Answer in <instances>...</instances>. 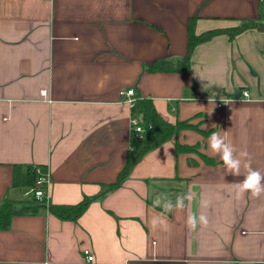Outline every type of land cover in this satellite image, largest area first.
<instances>
[{
  "label": "crops",
  "instance_id": "0c3cea01",
  "mask_svg": "<svg viewBox=\"0 0 264 264\" xmlns=\"http://www.w3.org/2000/svg\"><path fill=\"white\" fill-rule=\"evenodd\" d=\"M260 4L0 0V202L24 200L27 167L48 174L47 204L94 198L75 221L45 209L13 216L0 230V264H264V195L235 197L244 162L264 171V30L197 45L186 73L144 69L186 54L190 18L198 35L257 21ZM126 89L151 99L164 120L194 128L147 152L99 196L129 148ZM212 132L227 135L237 156L248 153L240 176L209 149ZM177 143L196 151L178 153ZM190 193L183 210L153 206L161 194L175 203ZM192 213L208 224L190 230ZM161 214L166 226L153 227Z\"/></svg>",
  "mask_w": 264,
  "mask_h": 264
},
{
  "label": "trees",
  "instance_id": "16d2710c",
  "mask_svg": "<svg viewBox=\"0 0 264 264\" xmlns=\"http://www.w3.org/2000/svg\"><path fill=\"white\" fill-rule=\"evenodd\" d=\"M257 21H243L240 25L214 29L201 34L194 33L195 19L190 18L187 23V50L186 54L178 60H155L144 67L148 73H186L190 66V57L194 48L205 43L217 35H226L232 40L237 34L247 29L257 28L264 30V1H261L258 9ZM130 115H139L143 131L139 138L132 135L129 141V148L126 151L124 164L119 171L115 181L100 192V195L118 187L130 174L134 165L149 151L155 149L162 143L176 136L179 131L194 128L188 121H177L174 124L164 120L154 108L153 102L149 98H137L135 107L130 111ZM196 151L195 146L176 144V152ZM208 161V159H205ZM36 167H27L29 187L33 186L36 177ZM94 198L84 197L75 204H47L45 201H37L33 197L29 200L0 202V230H6L10 226L11 218L15 215H34L40 209L47 210L50 214L60 220L75 221L86 210L89 203Z\"/></svg>",
  "mask_w": 264,
  "mask_h": 264
},
{
  "label": "clouds",
  "instance_id": "9594fccd",
  "mask_svg": "<svg viewBox=\"0 0 264 264\" xmlns=\"http://www.w3.org/2000/svg\"><path fill=\"white\" fill-rule=\"evenodd\" d=\"M129 96L132 92H129ZM247 95V93H245ZM129 103L133 101L129 100ZM208 147L214 155H217L222 161L227 172L233 176L241 175L242 160L240 157H248V153H240L236 155L235 146L228 141L227 135H221L219 132H212L208 137ZM245 174L243 178L235 183V197L241 199L245 193L250 194L252 198H259L264 195V171L252 167L251 159L249 158L243 163ZM42 182V181H39ZM193 195H178L175 203L172 202L166 195L161 194L153 201L154 207H161L163 212H172L173 210H183L185 208V200L191 201ZM207 201H201L202 207H207ZM166 218L163 215H158L152 218L151 224L153 227L166 226ZM187 226L190 230L195 231L198 226H206L208 217L204 214L197 215L192 213L187 218Z\"/></svg>",
  "mask_w": 264,
  "mask_h": 264
},
{
  "label": "built area",
  "instance_id": "2783aa9c",
  "mask_svg": "<svg viewBox=\"0 0 264 264\" xmlns=\"http://www.w3.org/2000/svg\"><path fill=\"white\" fill-rule=\"evenodd\" d=\"M260 1H264V0H260ZM129 92H132L131 96L128 95ZM245 93L247 92L244 91L242 93L244 98L247 97ZM41 95H45V91H42ZM119 97L127 104L130 111L135 107L137 98L135 96V92L133 89H126V90L119 91ZM129 100L133 102L129 103L128 102ZM140 120L141 118L139 117V115H136V116L130 115V132L134 138H139L140 134L143 131V126L141 125ZM35 174H36V177L34 180V184L33 186L28 188V190L25 192V195H32V197L35 200L45 201L46 203V191H47V188L50 182L49 176L48 174L42 173L38 167L35 168ZM39 181H42V182H39ZM83 256L87 263H91L94 261L93 255L87 249L83 250Z\"/></svg>",
  "mask_w": 264,
  "mask_h": 264
},
{
  "label": "rangeland",
  "instance_id": "374dc122",
  "mask_svg": "<svg viewBox=\"0 0 264 264\" xmlns=\"http://www.w3.org/2000/svg\"><path fill=\"white\" fill-rule=\"evenodd\" d=\"M28 190V189H27ZM23 191H25V190H23ZM25 193V192H24ZM32 197V195H25V194H22L21 195V199H24V200H29V198H31Z\"/></svg>",
  "mask_w": 264,
  "mask_h": 264
}]
</instances>
